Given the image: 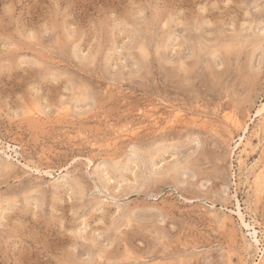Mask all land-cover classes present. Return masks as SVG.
Segmentation results:
<instances>
[{
  "label": "rangeland",
  "instance_id": "1",
  "mask_svg": "<svg viewBox=\"0 0 264 264\" xmlns=\"http://www.w3.org/2000/svg\"><path fill=\"white\" fill-rule=\"evenodd\" d=\"M263 99L264 0H0V264H264Z\"/></svg>",
  "mask_w": 264,
  "mask_h": 264
},
{
  "label": "bare ground",
  "instance_id": "2",
  "mask_svg": "<svg viewBox=\"0 0 264 264\" xmlns=\"http://www.w3.org/2000/svg\"><path fill=\"white\" fill-rule=\"evenodd\" d=\"M248 36V35H247ZM221 42V41H220ZM247 43H248V41H247ZM159 45V44H158ZM219 45H221V44H219ZM250 45V44H249ZM258 52V51H257ZM251 56V55H250ZM257 56V55H256ZM259 56V55H258ZM252 58V57H251ZM263 60V59H262ZM257 62V61H256ZM34 103V102H33ZM67 108V107H66ZM65 109V108H64ZM33 111H35V110H32L31 112H32V115H35L36 113L35 112H33ZM30 112V113H31ZM62 112V111H61ZM39 113V112H38ZM37 113V114H38ZM64 113V112H63ZM37 114H36V116H37ZM39 114H41V113H39ZM61 114V113H60ZM264 114V99L261 101V104L259 105V107H258V109H256V113H255V118H261V117H263L262 115ZM173 115V114H172ZM179 114H177V116H178ZM41 116V115H40ZM152 117H153V119H152V121H155V122H157L156 121V119H157V117H154V115L152 114L151 115ZM39 117V116H38ZM47 117V116H46ZM175 117H176V115H175ZM32 118V117H31ZM30 118V119H31ZM45 118V117H44ZM49 118V117H48ZM227 118H229L228 116H227ZM226 118V119H227ZM262 119V118H261ZM177 120V119H176ZM252 120V119H251ZM257 120V119H256ZM232 121V120H231ZM255 121V120H254ZM262 121H264V120H262ZM260 123H261V121H259ZM41 123V122H40ZM263 123V122H262ZM259 124V123H258ZM258 124H256V125H258ZM37 126V125H36ZM249 125H248V123L246 124H244L243 126H242V130L241 131H244V134H246V131L248 130V127ZM257 127V126H256ZM239 128V127H238ZM135 129V128H134ZM133 129V130H134ZM262 129V128H261ZM128 130V129H127ZM130 130H132V129H130ZM229 130V129H228ZM261 132H262V130H261ZM248 134V133H247ZM239 135H241V133L239 134ZM252 135V134H251ZM257 135V134H256ZM249 136V135H248ZM252 136H254V135H252ZM260 136V135H259ZM258 136V137H259ZM239 137V136H238ZM247 137V136H246ZM250 137V136H249ZM231 139V138H230ZM243 140H244V135H241L240 137H239V139L237 140V143H236V141H235V143H236V147L238 146H240V144L243 142ZM247 143V142H246ZM244 144V143H243ZM247 145V144H246ZM8 147V146H7ZM7 147H6V150H7ZM235 147V146H234ZM242 147H244V145H242ZM18 148V147H17ZM15 149V148H14ZM240 150V149H239ZM243 150V149H242ZM248 150V149H247ZM246 150V151H247ZM244 151V150H243ZM2 152L3 153H6V151L5 150H2ZM15 152V151H14ZM7 154V153H6ZM16 154V153H15ZM245 155H248V154H246L245 153ZM9 156V155H8ZM242 156H244V154L242 155ZM10 157V156H9ZM9 157H8V159H9ZM136 157H139V156H136ZM240 157V156H239ZM247 157V156H246ZM12 158V157H11ZM2 159V158H1ZM12 160V159H11ZM16 160H18V159H16ZM12 161H15V160H12ZM90 161L91 160H89L88 162L90 163ZM244 161V160H243ZM177 162V161H176ZM8 163L10 164V162L8 161ZM17 163V162H16ZM15 163V164H16ZM170 164V163H169ZM175 164V163H174ZM179 164H181V162L179 163ZM19 165V164H18ZM240 165V164H239ZM21 166V165H20ZM171 166V165H170ZM23 167V166H22ZM163 167V166H162ZM165 167V166H164ZM146 168V167H145ZM144 168V169H145ZM169 168V167H168ZM260 168V167H259ZM12 169V168H11ZM170 169H171V167H170ZM177 169V168H176ZM246 169V168H245ZM245 169H243V170H245ZM29 170H30V168H29ZM161 170V169H160ZM169 170V169H168ZM261 170V169H260ZM158 171V170H157ZM248 171V170H247ZM251 171V170H250ZM162 172V171H161ZM160 172V173H161ZM169 172H171V170L169 171ZM249 172V171H248ZM46 173V172H45ZM152 173H153V171H152ZM242 173V172H241ZM154 174H156V170H155V173H153L152 175H154ZM162 174V173H161ZM164 174V173H163ZM176 174V173H175ZM245 174V173H244ZM248 174H250V172L248 173ZM264 174V173H263ZM164 175H166V174H164ZM259 175H260V173H259ZM247 177V176H246ZM252 177H254V175L252 176ZM257 177V176H256ZM261 177V176H260ZM264 177V176H263ZM263 177H262V180H263ZM152 178V177H151ZM259 179V178H258ZM68 180H70L69 178H68ZM260 180V179H259ZM262 180H260V181H262ZM71 181V180H70ZM255 181V180H254ZM259 181V182H260ZM68 182V181H67ZM73 182V181H72ZM55 183H57L56 181H55ZM69 183V182H68ZM77 183V182H76ZM254 183V182H253ZM257 183V182H256ZM71 184H74V183H71ZM78 184V183H77ZM251 184H252V182H251ZM61 185V184H60ZM256 185V184H255ZM258 185H261V184H257V186ZM72 186V185H71ZM249 186V185H248ZM74 187H76V186H74ZM57 188V187H56ZM78 189V188H77ZM258 189H259V187H258ZM261 189V188H260ZM259 189V190H260ZM71 190H72V188H71ZM75 190V189H74ZM253 191H254V189H253ZM258 191V190H257ZM261 191V190H260ZM253 193V192H252ZM257 194V193H256ZM258 194H259V192H258ZM255 195V194H254ZM256 196V195H255ZM236 208H237V211L235 212V214L238 216V218L240 219V221L242 222V224L245 226V227H247V229L249 228L250 230H252L251 232H250V235H252L253 236V238H252V240H254L257 244L259 243V235H258V233H259V231H257L256 229H255V227H254V223L252 224V222H250V223H247L246 221H245V215H244V213L242 212V210H241V204H240V202L236 199ZM225 211V210H224ZM222 214V213H221ZM214 215V214H213ZM122 216H124V215H122ZM121 216V217H122ZM127 216H128V214H127ZM126 216V217H127ZM225 216H227V214L225 215ZM130 218V217H129ZM220 218V217H219ZM227 218V217H226ZM127 219V218H126ZM221 219V218H220ZM219 219V220H220ZM123 219H121V221H122ZM130 220V219H129ZM120 221V222H121ZM126 221V220H125ZM232 221V220H231ZM219 222V221H218ZM217 222V223H218ZM122 223V222H121ZM118 225V224H117ZM123 225V224H122ZM121 225V226H122ZM227 225V224H226ZM228 226V225H227ZM118 228H119V225L117 226ZM221 227V226H220ZM248 229V230H249ZM262 234H264V232L262 233ZM259 237V238H258ZM261 242V241H260ZM260 244V243H259ZM129 251V250H128ZM90 252V251H89ZM260 252H262L263 254H262V256H261V259L260 260H262L263 258H264V252H263V250L261 251L260 250ZM93 253H95L94 251L93 252H91L90 254H93ZM130 253V252H129ZM96 255V254H95ZM101 256V255H100ZM91 257H93V256H91ZM90 257V258H91ZM102 257V256H101ZM134 257V256H133ZM260 257V256H259ZM132 258V257H131ZM142 258V257H141ZM133 259V258H132ZM136 259H137V257H136ZM145 261H147L146 259H145ZM151 261V260H150ZM150 261H149V263H150ZM155 261V260H154ZM90 262V261H89ZM152 262V261H151ZM88 263V262H87ZM144 263V262H143ZM153 263V262H152ZM241 262H239V264H240ZM90 264V263H89ZM242 264V263H241ZM254 264H260V262H256V263H254Z\"/></svg>",
  "mask_w": 264,
  "mask_h": 264
}]
</instances>
